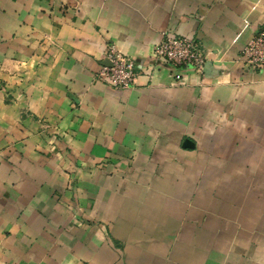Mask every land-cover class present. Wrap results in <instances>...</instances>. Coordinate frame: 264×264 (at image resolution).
I'll list each match as a JSON object with an SVG mask.
<instances>
[{
    "label": "crops",
    "instance_id": "0c3cea01",
    "mask_svg": "<svg viewBox=\"0 0 264 264\" xmlns=\"http://www.w3.org/2000/svg\"><path fill=\"white\" fill-rule=\"evenodd\" d=\"M263 26L264 0H0L27 102L0 96V264H264ZM164 30L202 74L155 59ZM109 45L132 88L95 77Z\"/></svg>",
    "mask_w": 264,
    "mask_h": 264
},
{
    "label": "built area",
    "instance_id": "2783aa9c",
    "mask_svg": "<svg viewBox=\"0 0 264 264\" xmlns=\"http://www.w3.org/2000/svg\"><path fill=\"white\" fill-rule=\"evenodd\" d=\"M154 57L159 63L169 66L175 79L179 80L181 71L185 69L192 68L202 74L207 53L194 38L164 30L155 46ZM105 58L109 63L101 66L99 75L114 88H132L140 70L144 71L134 58L122 54L113 45L108 46ZM241 59L253 70L264 68V26L244 47Z\"/></svg>",
    "mask_w": 264,
    "mask_h": 264
},
{
    "label": "rangeland",
    "instance_id": "374dc122",
    "mask_svg": "<svg viewBox=\"0 0 264 264\" xmlns=\"http://www.w3.org/2000/svg\"><path fill=\"white\" fill-rule=\"evenodd\" d=\"M46 36L49 37L48 34H46ZM99 70L95 73V77L109 85V83L100 77ZM25 76L26 75L22 73L20 69H17L11 64L0 66V96H2L6 102L18 103L21 107H27V102H23Z\"/></svg>",
    "mask_w": 264,
    "mask_h": 264
},
{
    "label": "water",
    "instance_id": "95a60500",
    "mask_svg": "<svg viewBox=\"0 0 264 264\" xmlns=\"http://www.w3.org/2000/svg\"><path fill=\"white\" fill-rule=\"evenodd\" d=\"M109 62L108 61H106V64H108Z\"/></svg>",
    "mask_w": 264,
    "mask_h": 264
}]
</instances>
